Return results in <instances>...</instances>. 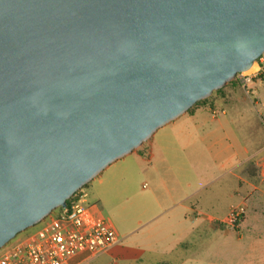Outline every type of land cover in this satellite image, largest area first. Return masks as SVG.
I'll use <instances>...</instances> for the list:
<instances>
[{
    "label": "water",
    "instance_id": "95a60500",
    "mask_svg": "<svg viewBox=\"0 0 264 264\" xmlns=\"http://www.w3.org/2000/svg\"><path fill=\"white\" fill-rule=\"evenodd\" d=\"M264 56V0H0V250Z\"/></svg>",
    "mask_w": 264,
    "mask_h": 264
},
{
    "label": "crops",
    "instance_id": "0c3cea01",
    "mask_svg": "<svg viewBox=\"0 0 264 264\" xmlns=\"http://www.w3.org/2000/svg\"><path fill=\"white\" fill-rule=\"evenodd\" d=\"M207 111L189 114L190 127L180 117L131 154L149 165L155 187L137 206L135 224L123 234L115 227L122 242L105 253L112 264H264V110L237 109V118L205 125ZM239 204L246 215L238 229L219 224Z\"/></svg>",
    "mask_w": 264,
    "mask_h": 264
},
{
    "label": "built area",
    "instance_id": "2783aa9c",
    "mask_svg": "<svg viewBox=\"0 0 264 264\" xmlns=\"http://www.w3.org/2000/svg\"><path fill=\"white\" fill-rule=\"evenodd\" d=\"M264 79V56L253 68L237 75L246 88L254 79ZM224 114V112H223ZM218 112H213L217 117ZM97 204L86 195L72 198L64 208L51 213L30 231L22 233L0 250V264H83L109 252L122 242L114 224L97 213ZM246 215L243 204L232 205L219 224L236 231ZM82 258L83 263H75Z\"/></svg>",
    "mask_w": 264,
    "mask_h": 264
},
{
    "label": "rangeland",
    "instance_id": "374dc122",
    "mask_svg": "<svg viewBox=\"0 0 264 264\" xmlns=\"http://www.w3.org/2000/svg\"><path fill=\"white\" fill-rule=\"evenodd\" d=\"M229 92L231 95L227 98V93ZM234 99H237L238 104L232 103ZM199 108L209 110L207 112L210 115L207 116L208 122L204 123L205 125L211 123V117L222 119L227 114V117L237 118L235 114L237 109L241 111H263L264 79L263 77H257L254 79V83L246 88L238 83H229L220 92H214L206 100V103L196 106L192 112ZM192 112H187L182 116L179 123L190 127L193 122L190 121L189 114ZM213 112H218L217 117H213ZM244 118L247 119V117ZM262 120L264 126V117ZM147 142L133 153L140 152ZM207 158V155H204L203 163L200 162L201 164H199V184H202L201 179L206 178L207 175V171L204 170L207 167ZM199 159L201 160L202 158L199 157ZM148 167L149 165L144 163L139 157L130 154L107 168L99 177L88 184L87 188L82 189L80 195H86L88 202L97 204L102 216L110 220L118 231L123 234L129 224L132 222L133 225L135 224L134 222L137 219L134 213L137 210V206L142 204L144 197L155 187L153 181L156 176H153V174L150 176L151 174L149 173L151 172L147 171ZM212 188H215V186ZM31 229L28 230L30 231ZM19 236H22V233L17 237ZM81 260L83 259L81 258ZM83 264H112V260L109 259L108 255L103 254Z\"/></svg>",
    "mask_w": 264,
    "mask_h": 264
},
{
    "label": "trees",
    "instance_id": "16d2710c",
    "mask_svg": "<svg viewBox=\"0 0 264 264\" xmlns=\"http://www.w3.org/2000/svg\"><path fill=\"white\" fill-rule=\"evenodd\" d=\"M235 83H237V81L236 80H234L233 82H231L230 84H235ZM221 90H219V91H216V92H220ZM201 103H206V100L205 101H202V102H199V103H197L192 109H190L189 111H188V113L189 112H192L193 111V109L196 107V106H198V105H200ZM88 187V185L87 186H85L84 188H87ZM83 188V189H84ZM80 193H81V191L80 192H78L77 194H75L74 195V197L73 198H75L76 196H80ZM70 201L71 200H69L68 202H67V204H69L70 203Z\"/></svg>",
    "mask_w": 264,
    "mask_h": 264
},
{
    "label": "bare ground",
    "instance_id": "6f19581e",
    "mask_svg": "<svg viewBox=\"0 0 264 264\" xmlns=\"http://www.w3.org/2000/svg\"><path fill=\"white\" fill-rule=\"evenodd\" d=\"M210 108V107H209Z\"/></svg>",
    "mask_w": 264,
    "mask_h": 264
}]
</instances>
